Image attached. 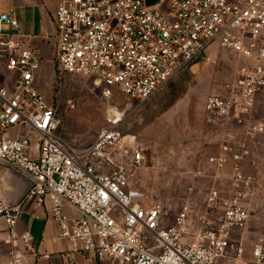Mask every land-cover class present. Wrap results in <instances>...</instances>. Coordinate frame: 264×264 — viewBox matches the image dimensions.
I'll return each mask as SVG.
<instances>
[{
    "label": "built area",
    "instance_id": "1",
    "mask_svg": "<svg viewBox=\"0 0 264 264\" xmlns=\"http://www.w3.org/2000/svg\"><path fill=\"white\" fill-rule=\"evenodd\" d=\"M53 23L59 67L94 77L106 97L118 88L145 102L192 64L208 61L215 42L233 52L232 76L205 101L211 123L224 127L207 161L217 171L230 166L231 184L215 182L202 204L187 200L162 226L164 206L131 187L144 148L124 131L126 112L112 108L85 146L61 136L56 109L35 86L41 49L0 0V164L31 183L19 202L0 196L6 264L49 257L29 230H17L27 201L49 206L73 249L115 264H264L262 243L246 260L244 240L235 238L250 220L252 200L264 195V122L254 117L264 93V0H58Z\"/></svg>",
    "mask_w": 264,
    "mask_h": 264
},
{
    "label": "rangeland",
    "instance_id": "2",
    "mask_svg": "<svg viewBox=\"0 0 264 264\" xmlns=\"http://www.w3.org/2000/svg\"><path fill=\"white\" fill-rule=\"evenodd\" d=\"M48 36V42L39 47L42 58L35 86L56 109L57 131L70 143L85 146L107 124L112 108L126 112L123 129L136 136L144 148V158L133 170L131 187L144 192L148 203L164 206L162 226L173 221L187 200L202 204L215 182L230 188L231 168L217 171L207 161L219 147L224 127L211 123L205 101L232 76L236 66L233 52L215 42L206 50L208 61L192 64L152 98L141 102L118 88L106 97L104 85L94 77L62 70L56 62L54 29ZM261 96L254 117L264 122V93ZM250 210L247 226L235 233L237 240H244L246 260L252 257L257 243L264 246L263 194L252 200Z\"/></svg>",
    "mask_w": 264,
    "mask_h": 264
},
{
    "label": "crops",
    "instance_id": "3",
    "mask_svg": "<svg viewBox=\"0 0 264 264\" xmlns=\"http://www.w3.org/2000/svg\"><path fill=\"white\" fill-rule=\"evenodd\" d=\"M57 2L58 0H2V9L14 12L20 22L22 34L33 36L36 45L41 48L45 43V37L53 32V13ZM261 95L258 96L257 102H260ZM223 130L224 128H221V139L224 136ZM218 150L219 147L215 151ZM28 187L29 180L21 171L13 166L0 164V196L5 201L9 203L21 201ZM66 209L71 214H77L74 208ZM5 227L4 223H0V264H6L10 249L3 241L7 235ZM17 230L19 232L29 230L40 254H49V257H31L30 262L33 264H115L109 259L98 258L93 252L73 249L71 242L60 236L59 225L50 217L47 204L25 202Z\"/></svg>",
    "mask_w": 264,
    "mask_h": 264
},
{
    "label": "water",
    "instance_id": "4",
    "mask_svg": "<svg viewBox=\"0 0 264 264\" xmlns=\"http://www.w3.org/2000/svg\"><path fill=\"white\" fill-rule=\"evenodd\" d=\"M158 1H159V0H147V3L151 5V4H155V3H157ZM30 186H31V183H30V181H29V187H28V190H29ZM28 190L25 192L23 198H24L25 195L27 194Z\"/></svg>",
    "mask_w": 264,
    "mask_h": 264
}]
</instances>
